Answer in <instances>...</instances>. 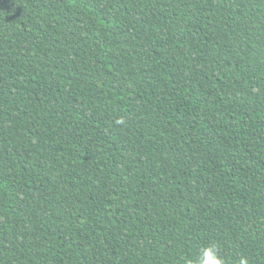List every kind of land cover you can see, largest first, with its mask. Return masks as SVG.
Listing matches in <instances>:
<instances>
[{
  "label": "trees",
  "instance_id": "obj_1",
  "mask_svg": "<svg viewBox=\"0 0 264 264\" xmlns=\"http://www.w3.org/2000/svg\"><path fill=\"white\" fill-rule=\"evenodd\" d=\"M264 264V0H0V264Z\"/></svg>",
  "mask_w": 264,
  "mask_h": 264
},
{
  "label": "clouds",
  "instance_id": "obj_2",
  "mask_svg": "<svg viewBox=\"0 0 264 264\" xmlns=\"http://www.w3.org/2000/svg\"><path fill=\"white\" fill-rule=\"evenodd\" d=\"M193 264H223V260L219 257L216 248L209 245L200 251ZM240 264H246V261L242 259Z\"/></svg>",
  "mask_w": 264,
  "mask_h": 264
}]
</instances>
